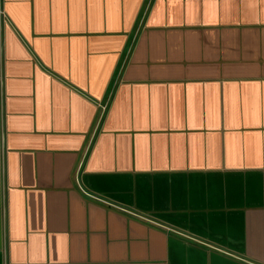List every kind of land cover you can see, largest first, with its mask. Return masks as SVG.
Masks as SVG:
<instances>
[{
	"label": "crops",
	"instance_id": "crops-1",
	"mask_svg": "<svg viewBox=\"0 0 264 264\" xmlns=\"http://www.w3.org/2000/svg\"><path fill=\"white\" fill-rule=\"evenodd\" d=\"M0 264H264V0H0Z\"/></svg>",
	"mask_w": 264,
	"mask_h": 264
}]
</instances>
